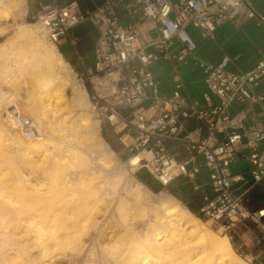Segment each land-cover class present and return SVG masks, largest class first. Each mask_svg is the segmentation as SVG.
I'll list each match as a JSON object with an SVG mask.
<instances>
[{
	"label": "built area",
	"instance_id": "1",
	"mask_svg": "<svg viewBox=\"0 0 264 264\" xmlns=\"http://www.w3.org/2000/svg\"><path fill=\"white\" fill-rule=\"evenodd\" d=\"M255 14L251 0H105L92 11H82L77 2L61 6L53 0L42 8L37 21L45 40L58 45L61 38L65 39L81 65L74 28L85 22L92 24L97 35L95 68L81 75L91 88L89 98L100 125L105 121L114 127L122 123L136 131V148L154 151L162 167L167 168V172L160 171L161 175H169V179L170 159L163 156L167 141L184 143L193 152L192 159L202 155L211 171L214 196L206 198L198 215L220 223L226 231L236 222L252 223L257 252L250 257L251 264H264V208H247L246 194L235 186L244 178L230 171L241 149L249 148L246 159L252 165L253 182L264 177V149H259L264 131L255 125L243 127L241 114L230 112L236 101L259 103L264 112V91L255 92L264 81V54L253 68L240 73L227 69V58L219 63L197 59L195 64L202 68L207 88L204 107L197 102L189 104L180 83L170 96H160L150 70L160 58L187 62L197 46L188 28L199 29L202 36H213L226 21ZM142 20L154 25L155 35L141 30ZM175 43L179 46L174 49ZM189 118L206 122L205 136L187 131ZM5 120L29 139L39 134L34 120L15 102L6 104ZM180 168L185 171L184 166Z\"/></svg>",
	"mask_w": 264,
	"mask_h": 264
},
{
	"label": "bare ground",
	"instance_id": "2",
	"mask_svg": "<svg viewBox=\"0 0 264 264\" xmlns=\"http://www.w3.org/2000/svg\"><path fill=\"white\" fill-rule=\"evenodd\" d=\"M11 1H14V7H21L25 0ZM1 2L0 14H3L5 3ZM27 34L33 36L29 30ZM40 47L43 62L35 63L37 65L33 69L39 73L41 68H45L49 76L36 78L34 93L47 101L44 113L51 109L50 101L53 97L55 100L65 99L67 104L64 85H68L73 92L71 101L74 109L84 110L86 107L83 100L88 99V92L85 86L75 81L70 64L55 48L44 44ZM2 96L0 92V106ZM88 120L85 119L81 130V135L85 137L93 129ZM53 122L50 120L51 124ZM4 130L0 126V139H9V134L12 135L19 157L27 165L38 166V159L34 158L48 151L50 139L43 136L24 145V140L16 130L9 133ZM62 143L54 145L51 158L44 154L38 157L39 161L42 157L45 163L42 174L48 173V176L57 178L58 181L54 180V183L44 182L45 177L38 178L36 175V179L32 178L31 181L28 177V181L19 176L22 172L15 173L19 175L11 178V174L8 176L0 163V264H41L48 261L47 257L51 258L55 251L66 254L68 250L75 249H79L78 258L90 261L99 256L102 259L100 262L107 264H249L235 253L227 236H218L199 217L179 204L151 203L149 213L142 214V209L135 204L131 206L129 202H123L126 197L122 184L117 180L109 183V190L108 187L75 189L83 179L67 181L65 176L68 173L65 175L63 170L67 169L65 163L78 152H75L73 146L64 143L63 146ZM96 147L101 156L108 154V145L104 140H100ZM29 150L31 153H41L33 158ZM151 154L147 151L138 153L130 162L137 164L142 158L149 160L153 158ZM130 192L135 199H142L140 190ZM34 201L35 206L29 208V203L34 204ZM91 241H98L99 246L93 242L91 245ZM32 249H38L37 254L32 253Z\"/></svg>",
	"mask_w": 264,
	"mask_h": 264
},
{
	"label": "crops",
	"instance_id": "3",
	"mask_svg": "<svg viewBox=\"0 0 264 264\" xmlns=\"http://www.w3.org/2000/svg\"><path fill=\"white\" fill-rule=\"evenodd\" d=\"M105 0H57L61 6L71 2H77L82 11H92L100 6ZM53 0H27V9L25 16L30 20H35L42 8L51 4ZM254 17L236 16L222 26L216 28L213 36H202L199 29L190 27L189 33L196 42V49L192 56H189L187 62H173L158 59L150 66V70L157 82L158 93L160 96H170L177 84H181L180 91L186 97L189 104L197 102L202 107L206 106V100L203 97L207 90L204 83V73L202 68L195 64L197 59L219 63L227 58V69L234 73L245 72L253 68L264 54V3L254 5ZM140 28L144 32L155 35L154 25L147 21H139ZM97 36L94 38V44L91 49L81 56L82 65L73 53H69L63 48L65 55L74 60L71 67L79 68L82 74L85 70L92 71V58L95 61L94 47ZM67 42V41H66ZM179 45L175 43L174 49ZM56 47L61 46L58 44ZM65 54V55H64ZM264 91V81L255 89L256 93ZM214 101L215 98H214ZM230 112L232 115L240 113L243 118V127L255 125L258 129L264 131V112L261 104L256 102H234ZM187 131H194L196 135L205 136L207 133L206 122L204 120L189 118L185 122ZM242 131V128L239 129ZM102 139L109 146L111 151L120 159V161L130 165L129 161L138 153H143L136 148L137 132L124 128L122 123L117 127L112 126L108 121L101 125ZM244 140H246L244 138ZM259 149H264V141L259 144ZM149 152V151H147ZM250 152L249 148H243L236 157V160L230 167L232 175H241L244 180L235 186L238 192H244L248 198L247 208L257 210L264 208V177L253 182L251 177L252 165L246 159ZM151 159L142 158L140 163L133 169L136 179L144 186L150 189L165 190L170 196L183 203L188 209L194 211L206 203V198H212L214 192L211 186L210 170L204 165L202 155L191 156L193 152L188 150L184 143L169 140L166 143V152L163 156L170 159L171 179L168 176H162L160 171L163 168L160 158L155 152H150ZM185 167V171L181 170ZM158 169V170H157ZM197 169V171H194ZM194 171V172H193ZM164 180V181H163ZM255 229L248 227L243 231L241 240H238V248L246 253L248 257H254L257 252L253 240Z\"/></svg>",
	"mask_w": 264,
	"mask_h": 264
},
{
	"label": "rangeland",
	"instance_id": "4",
	"mask_svg": "<svg viewBox=\"0 0 264 264\" xmlns=\"http://www.w3.org/2000/svg\"><path fill=\"white\" fill-rule=\"evenodd\" d=\"M7 1L0 0L1 3H5L3 5L4 13L0 14V92H2L4 95L2 96V106H0V126L6 130V133H9V131L12 130H16L10 122L5 120L6 104L9 102H15L16 104L21 106L24 113H26L34 120L39 130V135L36 138L31 139L22 135L16 130V132H18L21 138L24 140L23 144L26 145V142H31L32 140L42 138L43 136L46 137L47 140L48 138L50 139V143L47 144L48 153H31L32 151H28L30 152V155L33 154V158L38 153H41L40 155H37L38 157L44 154L45 156L51 158L53 156L52 153L54 145L57 143L60 144L62 142L65 145L69 144L73 146L75 152H78V154L72 156L68 162H64L66 164L65 167L67 169L63 170L65 175L66 173H68V175H66L67 177L65 176L67 181H72L79 178L83 179L81 184L74 187L75 189L78 187V189H90L98 187H105L106 189V187H108L109 190V183L117 180L122 184L124 194L127 195L125 196L123 194L124 198L126 197L125 199H123V202H129L128 204L131 206L135 204L134 206H138L143 210H141L142 214L149 213L151 203L157 204L160 202H169L172 204H179L181 205V207L183 206V208H187L183 203L170 196L165 190L150 189L144 186L143 184H140V182L136 179L133 173V169L140 163V161L137 164H134L129 161L130 165H128L120 161V159L111 151L109 146L107 147L109 155L106 154L104 157L98 153V150H96V145L97 143L99 144L100 140H103L101 135V125L98 118L96 117V110L94 109L93 104L91 103L89 98L91 88L89 86V83L86 81L85 77L79 72V68L76 69L72 67L75 81L85 86L88 92V99L84 98L83 100L86 108L82 110L75 107L74 109V106L72 105L73 103L71 101L73 92L68 85H64L63 87L66 96L68 97L67 104H65V99L55 100V98L53 97L54 100L51 99L50 101L51 109L44 113V106L47 101H44L39 96L38 98L37 95L34 93L35 84L37 82L35 80L37 77H47L49 76V74H47V70L45 68H41L39 73L34 72L33 68L35 67V65L38 64V62L39 64H42L40 63V61L43 62L41 59V54L39 53L41 50V45L44 44L47 47L55 48L56 52H60V47L56 48L52 43L45 40L42 34V27L37 21V19L30 20L25 16V12L27 9V0L24 1V4H22L21 7H14V1ZM251 1L254 5H262L264 3V0ZM1 9L2 8L0 7V10ZM27 30L31 31L33 33V36L30 37L27 34ZM58 44L61 46V49L65 48L66 51L73 54L72 49L70 48L69 44L66 42L65 39L61 38ZM94 64L95 61L94 58H92V66ZM35 96L37 98H35ZM87 118H89L88 121H90V123L92 124L93 129L89 133V135L87 134L88 137H85L81 135V130L84 128L83 123ZM50 120L51 122H53L52 120H55L56 123L53 122L51 124ZM77 126L79 133L77 131ZM0 141V163L6 169L8 176L9 174H11L10 177L13 178L19 175L15 173L22 172L19 176H23L26 179L30 178L31 181L33 179H36L37 177H45L43 178L45 179L44 182L54 183V180L56 182L58 181L57 178L55 179L48 176V173L45 174L47 178L45 175L42 174L45 169V163L42 161L44 159L41 160L42 157L40 158V161L38 157L34 158L36 160L38 159V164L36 163L38 166L36 167L29 164L28 166L27 163L22 158H20L18 153L15 151L16 141L13 139L12 135L10 136L9 134V139H0ZM67 163L69 164L67 165ZM26 171L30 172L31 174L27 173ZM26 174L30 175L26 176ZM34 175H36L37 177ZM30 179L28 181H30ZM56 185L55 186L58 187V184ZM52 186V188H54V184ZM137 189L141 192L142 199L140 200L135 199L133 194H131L130 192V190ZM31 205L35 206V201L34 204L30 202L28 207L32 208L33 206ZM190 212L194 216L199 217L203 221L204 225L210 228L216 234H218V236H227L231 241L235 253L245 259L249 264H251V258L248 257L246 253L243 252L240 248H238V240H241L245 228L251 227L254 229V225L252 223H247L246 225H244L241 222H236V225L230 231H226L220 223L199 216L191 210ZM93 241L90 242L91 245ZM94 244H96L95 246L97 247L99 246L98 241ZM37 252L38 249H34L32 253L37 254ZM75 255L77 256L76 258H78V256L80 255L79 249L78 251L77 249L71 251L68 250L66 254H61L59 251H55L53 254H51V258L50 256L47 257L48 261L41 264H107L106 262H100L102 259L101 257L99 258V256L95 257L90 261H86L79 257L76 261V258H74ZM72 257L73 259L71 260Z\"/></svg>",
	"mask_w": 264,
	"mask_h": 264
},
{
	"label": "trees",
	"instance_id": "5",
	"mask_svg": "<svg viewBox=\"0 0 264 264\" xmlns=\"http://www.w3.org/2000/svg\"><path fill=\"white\" fill-rule=\"evenodd\" d=\"M74 33L78 37V42H77V45H76V50H77L78 54L80 56H82L83 54H85L86 52H88L91 49V47L93 46V44H94V38H95V36H97L96 35V32H95V30H94V28H93V26H92L91 23L85 22V23H82V24L76 26L74 28ZM60 51L62 53H64L63 49H61V48H60ZM65 58H66V60L68 62H70L71 64L74 65V60L70 59L66 55H65ZM189 210H191L192 212L198 214L197 211H194L190 207H189Z\"/></svg>",
	"mask_w": 264,
	"mask_h": 264
}]
</instances>
